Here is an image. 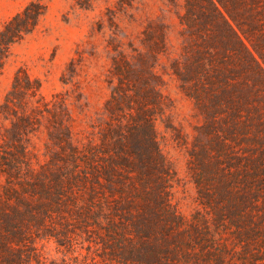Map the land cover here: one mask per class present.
Instances as JSON below:
<instances>
[{
  "label": "rangeland",
  "instance_id": "obj_1",
  "mask_svg": "<svg viewBox=\"0 0 264 264\" xmlns=\"http://www.w3.org/2000/svg\"><path fill=\"white\" fill-rule=\"evenodd\" d=\"M45 1L0 72V264H264V0Z\"/></svg>",
  "mask_w": 264,
  "mask_h": 264
},
{
  "label": "trees",
  "instance_id": "obj_2",
  "mask_svg": "<svg viewBox=\"0 0 264 264\" xmlns=\"http://www.w3.org/2000/svg\"><path fill=\"white\" fill-rule=\"evenodd\" d=\"M46 8L45 0H33L5 22L0 31V72L9 55L10 46L33 30Z\"/></svg>",
  "mask_w": 264,
  "mask_h": 264
}]
</instances>
